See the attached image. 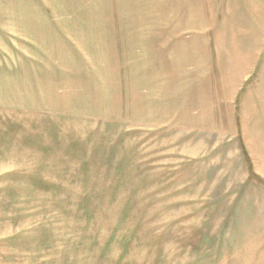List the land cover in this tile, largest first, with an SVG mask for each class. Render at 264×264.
<instances>
[{
    "label": "rangeland",
    "instance_id": "obj_1",
    "mask_svg": "<svg viewBox=\"0 0 264 264\" xmlns=\"http://www.w3.org/2000/svg\"><path fill=\"white\" fill-rule=\"evenodd\" d=\"M181 8L0 0V264H264V121H188Z\"/></svg>",
    "mask_w": 264,
    "mask_h": 264
},
{
    "label": "crops",
    "instance_id": "obj_2",
    "mask_svg": "<svg viewBox=\"0 0 264 264\" xmlns=\"http://www.w3.org/2000/svg\"><path fill=\"white\" fill-rule=\"evenodd\" d=\"M179 4L189 12L184 25L191 33L173 43L172 76L166 83L172 90H195L197 110L188 121L196 123L197 131L210 130L211 122L232 121L246 152L255 131L254 126L249 129L250 123L264 121V0H179ZM180 16L185 18L182 11ZM141 73L147 90L168 87L149 85L148 69ZM215 105L226 111L210 113ZM256 128L264 124L257 123Z\"/></svg>",
    "mask_w": 264,
    "mask_h": 264
}]
</instances>
